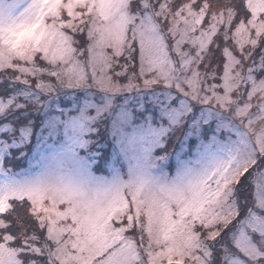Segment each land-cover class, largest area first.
Masks as SVG:
<instances>
[{
    "label": "snow or ice",
    "instance_id": "snow-or-ice-1",
    "mask_svg": "<svg viewBox=\"0 0 264 264\" xmlns=\"http://www.w3.org/2000/svg\"><path fill=\"white\" fill-rule=\"evenodd\" d=\"M0 264H264V0H0Z\"/></svg>",
    "mask_w": 264,
    "mask_h": 264
}]
</instances>
